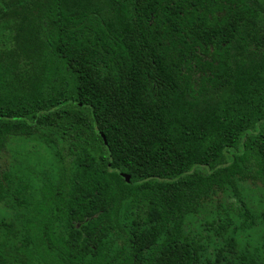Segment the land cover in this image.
<instances>
[{"label":"trees","instance_id":"trees-1","mask_svg":"<svg viewBox=\"0 0 264 264\" xmlns=\"http://www.w3.org/2000/svg\"><path fill=\"white\" fill-rule=\"evenodd\" d=\"M13 135L57 183L0 264H264V0H0Z\"/></svg>","mask_w":264,"mask_h":264},{"label":"rangeland","instance_id":"rangeland-1","mask_svg":"<svg viewBox=\"0 0 264 264\" xmlns=\"http://www.w3.org/2000/svg\"><path fill=\"white\" fill-rule=\"evenodd\" d=\"M60 117L56 119L58 121ZM44 127V125H41ZM47 128V126H45ZM87 142H96L97 138L87 134L84 136ZM44 147L36 138H25L19 136H10L5 145V149L0 154V171L7 175L10 182V190L13 200H25L28 205L26 212L18 213L10 207L0 208V218L13 220L17 225H24L26 233L36 230L33 226L37 223L43 226L45 220L44 208L48 205L46 196L50 186L57 183V174L49 163L50 157L45 158L42 153ZM47 152V149L45 150ZM41 152V153H40ZM264 171V166H262ZM54 173V174H53ZM264 173V172H263ZM264 181V178H263ZM260 180L250 181V186L261 187L264 189V182ZM11 197V198H12ZM217 204L220 202L217 199ZM218 208V207H217ZM30 212L28 213V211Z\"/></svg>","mask_w":264,"mask_h":264}]
</instances>
